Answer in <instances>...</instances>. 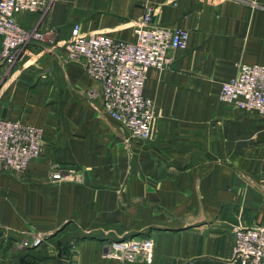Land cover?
Returning a JSON list of instances; mask_svg holds the SVG:
<instances>
[{"label": "crops", "instance_id": "crops-1", "mask_svg": "<svg viewBox=\"0 0 264 264\" xmlns=\"http://www.w3.org/2000/svg\"><path fill=\"white\" fill-rule=\"evenodd\" d=\"M147 6L190 40L148 74L156 116L140 142L106 114L101 85L62 46L75 24L132 42ZM17 21L53 35L15 69L0 61V119L44 134L27 172L0 174V264H230L234 227L264 226V116L219 92L240 64L264 65V0H56L46 19ZM53 165L82 182L53 181ZM37 237L39 247H20ZM146 237L151 263L107 257L111 241Z\"/></svg>", "mask_w": 264, "mask_h": 264}, {"label": "built area", "instance_id": "built-area-1", "mask_svg": "<svg viewBox=\"0 0 264 264\" xmlns=\"http://www.w3.org/2000/svg\"><path fill=\"white\" fill-rule=\"evenodd\" d=\"M56 0H0V61L8 68L31 55L33 45L47 42L40 28L23 29L17 21L21 13L43 14ZM134 41L115 40L102 33L85 34L80 24L72 28L70 39L62 46L70 62L80 63L87 75L102 88L106 114L122 125L130 137L147 142L153 133L156 116L154 102L144 96L151 70L164 71L173 63L172 52L188 48L190 33L156 21L154 6L133 22ZM219 100L237 109L264 116V65L240 64L237 74L222 83ZM42 129L18 120L0 119V174L19 175L42 155ZM55 182L81 183L79 172L53 165ZM234 247L230 264H264V226L234 227ZM42 237L23 241L20 247L32 249ZM107 257L125 262L140 259L151 263L154 240L151 237L119 239L109 244ZM192 264V263H190Z\"/></svg>", "mask_w": 264, "mask_h": 264}, {"label": "rangeland", "instance_id": "rangeland-1", "mask_svg": "<svg viewBox=\"0 0 264 264\" xmlns=\"http://www.w3.org/2000/svg\"><path fill=\"white\" fill-rule=\"evenodd\" d=\"M56 3V1L51 5V7L49 8V10H47L45 13H43V14H39L42 18H43V20L44 19H46V17L48 16V14H49V12L51 11V8H52V6L54 5ZM44 33L47 35V38H49V37H51L53 34H49L48 32H46V31H44ZM34 46V45H33ZM33 46H31L32 48H33ZM23 62V61H22ZM21 62V63H22ZM3 63V65H6L4 62H2ZM21 63H19L18 65H15V66H12V68L10 67L9 69H15L16 67H18ZM8 67V66H7ZM19 175H21V174H19ZM35 239H33V240H31V239H29V240H27V241H29V242H32V241H34ZM32 250V249H31ZM30 254H34L35 255V251H33V253L30 251Z\"/></svg>", "mask_w": 264, "mask_h": 264}]
</instances>
